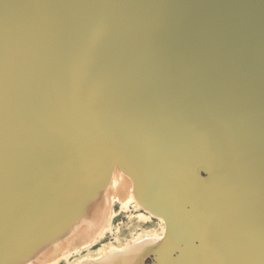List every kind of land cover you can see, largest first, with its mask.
I'll use <instances>...</instances> for the list:
<instances>
[{"label":"bare ground","instance_id":"obj_1","mask_svg":"<svg viewBox=\"0 0 264 264\" xmlns=\"http://www.w3.org/2000/svg\"><path fill=\"white\" fill-rule=\"evenodd\" d=\"M244 1L179 0L178 21L191 33L186 32V42L178 48L149 35L144 14L149 9L157 15V0H0V264H56L59 259L66 264H147L148 256H153L151 264H210L215 257L225 264H264V231L249 235L240 223L221 227L235 210H225L222 221L217 219V241L210 242L208 233L193 245L205 219L193 213V202L189 210H181L178 202L191 200L185 188L195 170L181 169L184 177L179 180L173 162L147 144L157 139L165 153L181 152L187 144L185 155L201 156L202 143L214 139L215 120L205 112L192 116L188 111L182 113L181 121H188L179 129H160V124L175 122L181 113L176 105L137 122L117 118L121 131L110 130L104 137L115 144L102 150L101 140L113 122L84 110L77 89L90 81L103 85L112 75L111 55L123 50L127 38L138 42L133 43L139 50L135 58L153 54L155 65L199 40L204 50L216 49L218 59L227 55L221 69L223 78L235 76L230 86L250 83L247 67L264 78V3ZM253 16L260 23L248 33ZM186 68L176 67L178 84H190V77L205 69L197 60ZM242 106L236 104L232 112ZM241 120L217 132L231 136V127ZM255 123V137L261 131L264 135V112L255 116ZM138 126L156 131L123 142ZM116 154L124 159L111 161ZM234 161L209 169L204 197L223 198L229 183L225 175L240 176L231 172ZM259 177L253 182L263 184L264 170ZM248 191L264 201L262 185ZM232 192L242 202V194ZM117 204L143 209V218H156L158 226L69 260L111 230ZM172 246L178 249L174 257Z\"/></svg>","mask_w":264,"mask_h":264},{"label":"water","instance_id":"obj_2","mask_svg":"<svg viewBox=\"0 0 264 264\" xmlns=\"http://www.w3.org/2000/svg\"><path fill=\"white\" fill-rule=\"evenodd\" d=\"M257 1L264 3V0ZM157 2H159L155 5L157 15L151 14L149 9L147 10L149 13L144 14L146 24H149L150 27L149 35H153L155 39L156 36L163 37L165 38L164 41L179 48L182 43L186 42L184 40L186 32L191 33L188 26L185 28L178 21L175 6L179 5V0H157ZM248 2L249 0L244 1V3ZM261 14L264 18V11ZM190 18L195 19L194 16ZM251 18L248 33L256 29L259 22V18H255V16ZM133 23L134 18L128 20V24ZM197 33L201 32L198 31ZM133 43L138 42L127 38L123 50L117 48L113 52L114 54L110 57L112 75L102 83V86H92L91 81L89 86H77L81 101L80 106L84 110L90 111L92 115L100 116L99 119L107 117L113 122L109 125L111 128H106L108 130L103 135L100 148L108 150L115 144L114 139L104 137L108 136L107 132L110 130L116 131V133L121 131L120 126L122 124L114 120L117 118L130 119L131 122V119H134L133 121L137 122L138 119L151 117L161 110L168 111L169 106L176 105L181 113L175 116V122L163 123L159 127L160 129L164 127L179 129L188 121H181L182 113L184 116L188 111L192 113V116L197 112L207 113L208 119L215 120L217 123L215 128H211L214 139H210L209 142L205 141L201 145V156L199 152L192 158L185 155L184 152L189 146L187 144L183 145L181 152L174 153L160 151V144L157 139L147 142V144L161 157L173 162L174 170L178 172V175L175 176H178L179 180L183 179L184 171L187 172L188 169L190 171L191 167L195 170L193 180L190 179L185 188V192L190 195L191 200L182 198L183 200L178 202V207L181 210H189L193 202V209L195 210L193 213L202 215L205 219V226L198 229L193 242L191 240L193 245L207 239L208 233L210 234V242L218 240L219 234L214 230L215 223L217 219L222 221L225 210H232V212L235 210L236 214L233 216V213L221 227L240 223L244 225L243 230L247 234H261L264 231V201H261L262 199L259 198L258 194L248 190L250 186L260 185L264 189V183L253 182L260 179L259 173L264 170V135L262 131L260 135L257 133V137H255V132L258 130L255 116L264 112V78L259 77V72L254 71L253 68L247 67L246 70H250L248 73L252 74L250 83H247V86H230L233 85L235 76L223 78L221 69L227 55L218 59L219 53L216 49L212 50L209 47V50H204L199 40L194 42L191 47L188 45L183 49L176 50L177 52H171L165 58L163 65H155L157 62L154 59L157 56L155 57L153 54H149L152 56V60L144 53H139V56L135 58L139 50ZM194 60L201 63L205 69L190 77V84H178L174 76L176 67L184 71L187 69L186 66H189ZM172 63L174 65H171ZM152 66L154 68H150ZM91 78L94 79L93 74H91ZM236 104H244V106L239 107L237 112H232ZM222 110L223 115L219 118L218 114H221ZM241 118L242 120L237 125L231 127V136L217 132L218 130L224 131L227 124L230 125L231 122L239 121ZM246 122H251V125H244ZM255 126H257L256 129ZM155 131V127L148 128L145 126L143 129L141 127L137 132L131 133L132 135L123 142L131 141L135 137L143 138L146 136L142 135L143 133L154 134ZM115 141L118 143L121 140L115 139ZM110 158L111 161L115 160L114 162L124 159L118 154L112 155ZM230 158L235 160L231 172L239 171L240 176L225 175V179L229 183H225L226 191L222 193L223 198L210 193L205 198L202 191L207 186L204 184V178L208 176L209 169H214L215 163L225 162ZM187 166L190 167L184 170ZM181 169L184 170L182 173ZM261 181L264 182V178ZM233 190L242 194V202L239 203L238 198L234 199ZM181 215L182 219L186 218V214ZM258 221L263 222L257 225L256 222ZM246 223L249 224L248 227H246ZM173 248L172 257L176 255L178 250L172 246ZM152 261L147 264H151ZM209 263L225 264L217 257L211 259Z\"/></svg>","mask_w":264,"mask_h":264},{"label":"rangeland","instance_id":"obj_3","mask_svg":"<svg viewBox=\"0 0 264 264\" xmlns=\"http://www.w3.org/2000/svg\"><path fill=\"white\" fill-rule=\"evenodd\" d=\"M116 214L112 220L111 230L108 231L99 241H97L93 246L89 249H83L81 253H78L69 258L72 260L74 258L79 257V255H84L87 252L90 254H94L99 247L103 244L112 241L113 243L116 241L124 240L128 238L135 231L148 229L151 227H157L158 221L156 218L144 219L143 209L133 208L129 205L127 208L120 207L119 204L115 207ZM152 261V256H148L145 260L146 263H150ZM66 264V261L63 259H59L56 264Z\"/></svg>","mask_w":264,"mask_h":264}]
</instances>
